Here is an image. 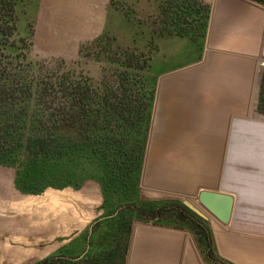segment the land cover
Segmentation results:
<instances>
[{
	"label": "crops",
	"instance_id": "obj_1",
	"mask_svg": "<svg viewBox=\"0 0 264 264\" xmlns=\"http://www.w3.org/2000/svg\"><path fill=\"white\" fill-rule=\"evenodd\" d=\"M33 1L23 0L35 6L33 48L42 54L76 55L107 24H126L110 0ZM145 1L136 197L110 196L95 179L23 193L0 165V264H264V4ZM203 190L231 196L227 223L198 204ZM169 201L203 212L219 261L189 228L144 215Z\"/></svg>",
	"mask_w": 264,
	"mask_h": 264
},
{
	"label": "trees",
	"instance_id": "obj_2",
	"mask_svg": "<svg viewBox=\"0 0 264 264\" xmlns=\"http://www.w3.org/2000/svg\"><path fill=\"white\" fill-rule=\"evenodd\" d=\"M15 1L0 0V165L14 170V184L23 193L78 187L91 178L110 196L117 192L132 201L141 164L137 150L150 50L143 49L142 40L131 35L126 39L107 24L79 49V60L98 62L96 77L62 60L43 63L31 57L27 38L9 32ZM114 6L130 22L124 6L110 0L109 7ZM181 20L192 23L198 18ZM138 32L136 37H143V27ZM257 108L264 114V69ZM144 215L189 228L215 258L205 220L182 203L159 202Z\"/></svg>",
	"mask_w": 264,
	"mask_h": 264
},
{
	"label": "rangeland",
	"instance_id": "obj_3",
	"mask_svg": "<svg viewBox=\"0 0 264 264\" xmlns=\"http://www.w3.org/2000/svg\"><path fill=\"white\" fill-rule=\"evenodd\" d=\"M35 3V0L33 1ZM110 2V1H109ZM117 2H120L122 6H124L122 9L126 10L128 12L127 16L130 18V22H126L125 26H122L120 31H116L118 35L124 34L126 36V39L130 38L131 36H135L138 42L143 41V37L138 36L136 37V34L141 27H143V11L145 13L146 11V1L144 0H117ZM35 5V4H34ZM35 7V6H34ZM34 7H27L25 6L23 0H16L14 3V7L12 10V17H11V25L9 32H12L15 30L16 36L15 38L20 37L19 39H22L21 37L27 38L25 41L26 43H30L31 45V51L32 55L31 57L37 58L43 61V63H48L49 65H54L58 63L60 60L64 61L65 64H72L77 67V69L81 72H83L84 75L91 74L92 76H97L100 72V66L97 64L98 62L92 60V59H82L79 60V49L81 45L85 44L86 42H83L79 45V48L77 50V54L73 56H61V55H55V54H42L37 52L33 48V36H34V30H35V9ZM116 8V6H114ZM124 25V24H123ZM124 27V28H123ZM139 33V32H138ZM135 34V35H134ZM16 43H19L18 39L15 40ZM89 42V41H88ZM75 61H80L78 63H75ZM147 84L145 83L144 86ZM91 179V178H87ZM86 180V179H85ZM119 196H122L119 194ZM203 213V212H202Z\"/></svg>",
	"mask_w": 264,
	"mask_h": 264
},
{
	"label": "water",
	"instance_id": "obj_4",
	"mask_svg": "<svg viewBox=\"0 0 264 264\" xmlns=\"http://www.w3.org/2000/svg\"><path fill=\"white\" fill-rule=\"evenodd\" d=\"M262 54L264 56V43L262 47ZM198 204L208 211L221 223H227L232 209V198L227 193L216 191H200L196 196ZM199 216L203 217V213L192 205L187 204Z\"/></svg>",
	"mask_w": 264,
	"mask_h": 264
}]
</instances>
